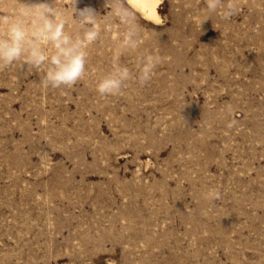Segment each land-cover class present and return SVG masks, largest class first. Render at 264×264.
Wrapping results in <instances>:
<instances>
[{"label": "rangeland", "instance_id": "obj_1", "mask_svg": "<svg viewBox=\"0 0 264 264\" xmlns=\"http://www.w3.org/2000/svg\"><path fill=\"white\" fill-rule=\"evenodd\" d=\"M160 1L153 20L128 0H0L48 3L73 37L90 8L98 33L71 86L0 68V264H264V0ZM117 66L130 78L100 95Z\"/></svg>", "mask_w": 264, "mask_h": 264}, {"label": "clouds", "instance_id": "obj_2", "mask_svg": "<svg viewBox=\"0 0 264 264\" xmlns=\"http://www.w3.org/2000/svg\"><path fill=\"white\" fill-rule=\"evenodd\" d=\"M210 12L221 7V0H207ZM234 5L225 8V15L234 13ZM77 22L83 30L75 37L66 31L67 20L62 12L53 9L48 3H37L24 12L0 16V68H5L23 59L33 68L43 71L41 83L48 87L71 86L85 74L86 45L97 38V31L87 28L95 24V13L90 8L75 9ZM124 22L125 17H121ZM27 21V22H26ZM135 32L125 34L122 46L135 49L138 44ZM160 57L146 54L139 61V82L146 84L152 79ZM130 78L127 68L117 66L115 70L99 80L97 92L102 95H117ZM206 198H218L215 192L206 194Z\"/></svg>", "mask_w": 264, "mask_h": 264}, {"label": "bare ground", "instance_id": "obj_3", "mask_svg": "<svg viewBox=\"0 0 264 264\" xmlns=\"http://www.w3.org/2000/svg\"><path fill=\"white\" fill-rule=\"evenodd\" d=\"M145 17L158 20L157 5L160 0H128ZM161 2V1H160Z\"/></svg>", "mask_w": 264, "mask_h": 264}]
</instances>
